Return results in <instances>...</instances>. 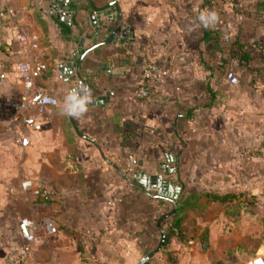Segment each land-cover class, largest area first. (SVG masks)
<instances>
[{
    "label": "crops",
    "instance_id": "1",
    "mask_svg": "<svg viewBox=\"0 0 264 264\" xmlns=\"http://www.w3.org/2000/svg\"><path fill=\"white\" fill-rule=\"evenodd\" d=\"M111 2L126 35L92 48L108 36L95 37L90 17ZM3 5L15 26L0 25V98L21 95L16 66L37 54L48 69L31 91L58 103L32 110L37 131L0 112V264L24 244L18 222L27 217H49L57 232L37 231L22 264H138L160 238L159 217L172 208L155 198L160 183L172 187L164 194L177 195L181 227L195 243L166 235L145 264L264 258V0H70L58 17L56 0ZM204 10L217 14L215 25L199 23ZM213 31L217 40L205 36ZM80 55L90 103L71 117L62 103L84 87L68 65ZM144 61L163 66L168 77L148 81L149 97L137 99ZM20 136L26 147L16 143ZM130 156L137 164L127 170ZM25 179L37 180L52 201L35 203L21 192ZM224 196L230 198L216 199ZM16 200L27 215L15 211ZM173 215L161 223L165 232Z\"/></svg>",
    "mask_w": 264,
    "mask_h": 264
},
{
    "label": "built area",
    "instance_id": "2",
    "mask_svg": "<svg viewBox=\"0 0 264 264\" xmlns=\"http://www.w3.org/2000/svg\"><path fill=\"white\" fill-rule=\"evenodd\" d=\"M0 9V25L4 29H12L15 26V16L11 8L2 6ZM23 43L29 42L30 47L36 48V40L34 37H21ZM142 76L134 95L137 99H145L150 95V90L146 83L148 81H158L168 77V71L161 65L144 61L141 64ZM47 64L37 55H31L27 60L20 62L16 66V72L19 80L23 84V92L19 97L3 96L0 98V112L10 120L22 119L29 130L37 131L41 128L40 121L32 113V110L42 112L47 107L57 105V100L54 97L43 94L41 92H32L35 82L45 75L47 72ZM227 79L231 84H237L238 79L232 73H227ZM6 80V73L0 72V85ZM16 143L21 147L28 145L26 137H18ZM137 164L134 156H130L127 162V170H132ZM20 190L23 193L33 195L35 203L45 205L52 201V195L41 187L35 179H25L20 183ZM43 230L47 234H55L57 227L49 217L43 218L39 223L31 218H22L18 222V231L24 244L19 250L8 252L5 257L6 264H22L30 255L31 246L36 241V232ZM186 242L187 246H192L195 239L190 237ZM202 248H206L205 242L201 243ZM241 264H264L262 256H253Z\"/></svg>",
    "mask_w": 264,
    "mask_h": 264
},
{
    "label": "water",
    "instance_id": "3",
    "mask_svg": "<svg viewBox=\"0 0 264 264\" xmlns=\"http://www.w3.org/2000/svg\"><path fill=\"white\" fill-rule=\"evenodd\" d=\"M69 1L70 0H56V6H54L53 10L54 15L58 17L57 12L58 11H68L69 9ZM94 14L90 17L91 20H93V26L95 28V37H97L98 34H105L108 36V38L102 42H98L92 46V48L97 47L98 45L105 43L107 41H112L113 39L119 40L121 37L126 35V32H122L121 29H119V21L121 19V12L119 9V6L115 2H111L107 4V6H104L102 8H94ZM83 59V55H80L78 58L74 57L73 59L69 60V66H76V72L75 75L77 77V80L84 85V88L88 90V85L87 83L83 80V78L80 75V63ZM76 60V62H74ZM157 186L162 187L163 190H171V186L167 184H157ZM163 190L158 189L157 190V198L158 200H161L163 202H166L172 206V209L170 212L162 215L159 217L157 221V228L159 230L160 238L158 241L157 246L148 252L144 257L141 258L138 264H145L147 261H149L154 254L159 252L166 240V234L165 231L163 230L161 223L171 215H173L178 207L177 201H175L177 195L175 194H164Z\"/></svg>",
    "mask_w": 264,
    "mask_h": 264
},
{
    "label": "clouds",
    "instance_id": "4",
    "mask_svg": "<svg viewBox=\"0 0 264 264\" xmlns=\"http://www.w3.org/2000/svg\"><path fill=\"white\" fill-rule=\"evenodd\" d=\"M199 23L204 27L215 25L218 20L214 11H201L197 17ZM89 93L84 87L70 90L64 97L62 103V112L71 117H81L88 111Z\"/></svg>",
    "mask_w": 264,
    "mask_h": 264
},
{
    "label": "trees",
    "instance_id": "5",
    "mask_svg": "<svg viewBox=\"0 0 264 264\" xmlns=\"http://www.w3.org/2000/svg\"><path fill=\"white\" fill-rule=\"evenodd\" d=\"M205 36L206 37H208V36H211L213 39H216L217 40V38H218V33L217 32H210V33H206L205 34ZM231 47V46H230ZM229 47V48H230ZM214 50L215 49H218L219 50V46H217V45H214L213 44V47H212ZM230 51H233V49H232V47L230 48ZM245 55V54H244ZM244 55H242L241 56V58H244ZM227 198H230V197H228V196H224V197H219V198H217L216 197V199H218V200H220V201H224V200H226ZM172 209V208H171ZM171 209H167L165 212H163L162 214H161V216L162 215H164V214H166V213H168V212H170L171 211ZM178 215H180V210L179 209H177L176 210V212L174 213V215H173V221H167V223H168V226H167V229H166V232H165V234L167 235V236H170V235H172V234H175L177 237H179L182 241H187L191 236H189V233L187 232V230L185 229V228H182L181 227V223H182V217H178ZM193 238V237H192ZM203 242H206L205 240H203ZM165 244V243H164ZM164 246V245H163Z\"/></svg>",
    "mask_w": 264,
    "mask_h": 264
},
{
    "label": "rangeland",
    "instance_id": "6",
    "mask_svg": "<svg viewBox=\"0 0 264 264\" xmlns=\"http://www.w3.org/2000/svg\"><path fill=\"white\" fill-rule=\"evenodd\" d=\"M1 1H3V0H0V2H1ZM14 208H15V211H16L18 214H20V215H27V208H26V206H23L22 201H20V200H16V201L14 202ZM158 241H159V240H157V241L155 242V246H154V248L157 246ZM249 243H250V242H249ZM253 244H254L255 247H257V246H256V244H257L256 241L253 242ZM186 247H187V246H186ZM188 247H189V246H188ZM154 248H153V249H154ZM252 250H253V247H252Z\"/></svg>",
    "mask_w": 264,
    "mask_h": 264
}]
</instances>
